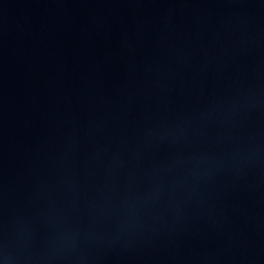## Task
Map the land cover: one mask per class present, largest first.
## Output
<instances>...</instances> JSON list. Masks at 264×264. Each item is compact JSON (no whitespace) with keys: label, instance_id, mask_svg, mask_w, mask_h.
Here are the masks:
<instances>
[{"label":"water","instance_id":"1","mask_svg":"<svg viewBox=\"0 0 264 264\" xmlns=\"http://www.w3.org/2000/svg\"><path fill=\"white\" fill-rule=\"evenodd\" d=\"M0 264H264V0H0Z\"/></svg>","mask_w":264,"mask_h":264}]
</instances>
